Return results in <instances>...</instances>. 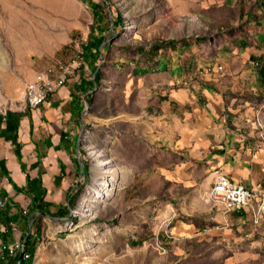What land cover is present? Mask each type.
I'll return each instance as SVG.
<instances>
[{"label":"rangeland","instance_id":"1","mask_svg":"<svg viewBox=\"0 0 264 264\" xmlns=\"http://www.w3.org/2000/svg\"><path fill=\"white\" fill-rule=\"evenodd\" d=\"M89 1L101 6L98 13L107 25L108 45L93 71L81 59L96 25L84 0H0V110L19 99L36 72L58 62L76 59L67 81L81 77L95 83L78 93L73 151L83 174L77 168L67 196L73 205L65 217L32 215L33 233L41 230L33 263L217 264L216 253L201 258L194 249H181L205 232L196 230L187 239L176 231L186 223L198 226L203 214L193 178L198 163L163 135L167 92L130 79L153 72L168 52L182 63L192 40L200 55L195 65L205 56L264 46V0ZM117 15L119 27L111 24ZM208 66L214 63L194 67L192 78L202 80ZM171 110L177 112L176 104ZM171 115L170 121L177 118Z\"/></svg>","mask_w":264,"mask_h":264},{"label":"crops","instance_id":"2","mask_svg":"<svg viewBox=\"0 0 264 264\" xmlns=\"http://www.w3.org/2000/svg\"><path fill=\"white\" fill-rule=\"evenodd\" d=\"M192 42L190 55L183 57L182 63L175 62L168 52L156 70L144 77L131 75L130 79L145 81L144 86L151 91L167 92L162 106V117L167 116L161 123L163 135L198 163L193 178L198 182L199 213L203 217L198 226L186 223L176 231L189 239L196 230H209L193 243L184 241L181 249H194L201 258L216 253L220 258L217 264H264V211L254 224V210L259 207L256 203L240 213L225 212L224 204L213 203L208 194L217 169L232 181L256 188V194L264 190V71L250 65V60L264 55V46L215 54L218 58L205 56L204 62L195 65L200 55L197 43ZM206 63L220 69L202 80L193 79L194 67ZM79 82L69 79L33 110L11 112L10 117L1 115L0 207L11 221L6 243H18L33 233L32 222L37 219L33 214L56 215L67 204L79 166L73 151L79 126ZM173 104L177 112L171 110ZM171 112L177 116L173 121ZM33 197L42 198L43 212L34 209ZM6 230L0 223V231ZM2 246L0 239V249ZM8 264H14V259Z\"/></svg>","mask_w":264,"mask_h":264},{"label":"built area","instance_id":"3","mask_svg":"<svg viewBox=\"0 0 264 264\" xmlns=\"http://www.w3.org/2000/svg\"><path fill=\"white\" fill-rule=\"evenodd\" d=\"M250 63H254L255 66H264V57L252 59ZM75 68L76 59H73L68 63L58 62L54 69L36 72L24 84L19 99L10 100L8 106L0 110V115L5 116L7 112L25 113L37 108L48 99L50 94L65 84L67 77L72 74ZM212 70H219V68L214 64V66H208V70L204 72L211 74ZM213 182L214 193H209V197L213 203L223 202L225 212L240 213L245 206H251L254 203L258 205L259 195H256V188H250L243 183L232 181L227 175L226 178ZM208 228L205 227L202 231L207 232ZM18 253L20 252H17V240L3 244L0 249V264L8 263L9 259H14V264H17ZM32 264L34 263L32 262Z\"/></svg>","mask_w":264,"mask_h":264},{"label":"trees","instance_id":"4","mask_svg":"<svg viewBox=\"0 0 264 264\" xmlns=\"http://www.w3.org/2000/svg\"><path fill=\"white\" fill-rule=\"evenodd\" d=\"M90 8L93 10V14L95 17V24L94 26L91 27V32L89 33L88 41L82 45V52H81V59L83 63L85 62L89 69L93 71L96 68V61L99 59V55L101 54L102 50H105L107 47L108 43H104L103 46L100 48V45L102 44L103 41H105V31H106V26L105 22L103 21L102 17L98 13V9L101 8V6L98 3H92L89 0H84ZM102 25V26H101ZM113 25L115 27L120 26V16L117 15L113 17ZM254 38L258 41V43L261 42L262 39L258 38L257 36H254ZM261 38H264V33ZM261 56V55H260ZM259 56V57H260ZM155 70V68H153ZM262 72L264 71V67L259 68ZM94 83L92 80H84L83 78H80V82L77 85V88L81 90L82 92H86L90 90L93 87ZM11 112H7L5 117H10ZM2 116L0 115V119ZM15 137V136H14ZM13 137V142L15 144V138ZM80 170L78 166V171ZM17 190L22 191L23 189H20L16 187ZM32 201L34 203V209L37 210L38 212H43V205L44 202L42 198L38 197H33ZM70 205H73L70 204ZM69 204H66L62 208H59L57 211L56 215L59 217H65L69 214ZM10 222L9 219L6 217L2 207H0V223L6 226V231H0V239L2 240L3 244H6L8 237L10 236ZM34 225V222H32V227ZM41 236V230L40 227H36L35 233H31L30 235L26 236L24 240V248H25V253L29 255V258L27 260H22L20 264H32L34 260V256L36 253L37 249V241L39 240ZM22 241V240H21ZM8 264V263H6Z\"/></svg>","mask_w":264,"mask_h":264},{"label":"bare ground","instance_id":"5","mask_svg":"<svg viewBox=\"0 0 264 264\" xmlns=\"http://www.w3.org/2000/svg\"><path fill=\"white\" fill-rule=\"evenodd\" d=\"M250 64L255 69H259V68L264 67V66H255L254 63H250ZM213 174L215 177L214 180H222V179L226 178V175L218 169L215 170ZM210 193H214V183L212 185ZM256 195H259L258 196L259 207L256 210H254L255 212H254L253 220H252L254 224L258 223L259 214H261L260 212L264 211V191H262L261 193L256 194ZM221 203H223V202H221ZM17 252H20V253H18V258H17L18 263L17 264H20L22 260L25 261L29 258V255L25 253L24 240L17 243Z\"/></svg>","mask_w":264,"mask_h":264},{"label":"water","instance_id":"6","mask_svg":"<svg viewBox=\"0 0 264 264\" xmlns=\"http://www.w3.org/2000/svg\"><path fill=\"white\" fill-rule=\"evenodd\" d=\"M111 24L113 25V22H111ZM104 43H105V41L102 42V44L100 45V48L103 46ZM94 88H95V83H94ZM82 174H83L82 164L80 163V175H82Z\"/></svg>","mask_w":264,"mask_h":264}]
</instances>
